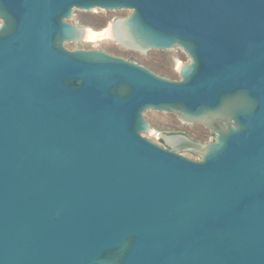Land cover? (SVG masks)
<instances>
[{"label":"water","instance_id":"obj_1","mask_svg":"<svg viewBox=\"0 0 264 264\" xmlns=\"http://www.w3.org/2000/svg\"><path fill=\"white\" fill-rule=\"evenodd\" d=\"M185 51L181 80L96 49ZM0 264H264V0H0ZM146 110L215 134H150ZM181 153V154H179Z\"/></svg>","mask_w":264,"mask_h":264},{"label":"rangeland","instance_id":"obj_2","mask_svg":"<svg viewBox=\"0 0 264 264\" xmlns=\"http://www.w3.org/2000/svg\"><path fill=\"white\" fill-rule=\"evenodd\" d=\"M131 10H103L94 8L91 11L74 9L72 17L65 19L67 23L79 24L86 28H92L94 30H101L110 24L115 18L127 17ZM2 21L0 20V23ZM64 48L70 51L75 49H96L105 51L113 56L124 58L127 61L135 62L139 65L145 66L158 76L166 77L172 80H181L178 72H176V66L179 63L186 64L191 61L185 51L175 46L172 50H150L147 53H141L136 51L127 50L117 44L112 39L87 42L82 41L79 43L64 42ZM144 120L150 126V134L141 133L142 137H145L151 141L162 144L159 136L162 134H176L183 133L190 139L202 144L212 143L215 138V134L210 132L209 128H206L200 123H194L187 125L181 123L174 112L163 113L154 110H146L142 114Z\"/></svg>","mask_w":264,"mask_h":264},{"label":"bare ground","instance_id":"obj_3","mask_svg":"<svg viewBox=\"0 0 264 264\" xmlns=\"http://www.w3.org/2000/svg\"><path fill=\"white\" fill-rule=\"evenodd\" d=\"M110 26L111 25L108 24L105 28H103L101 30H94L92 28H86L87 29V36H86L85 41L96 42V41H103V40L112 39Z\"/></svg>","mask_w":264,"mask_h":264},{"label":"flooded vegetation","instance_id":"obj_4","mask_svg":"<svg viewBox=\"0 0 264 264\" xmlns=\"http://www.w3.org/2000/svg\"><path fill=\"white\" fill-rule=\"evenodd\" d=\"M181 134H183V133H181ZM185 135V134H184ZM179 154H181V153H179Z\"/></svg>","mask_w":264,"mask_h":264}]
</instances>
